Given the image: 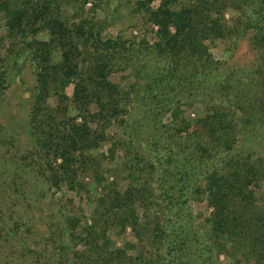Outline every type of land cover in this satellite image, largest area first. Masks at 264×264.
I'll list each match as a JSON object with an SVG mask.
<instances>
[{
	"label": "trees",
	"instance_id": "obj_1",
	"mask_svg": "<svg viewBox=\"0 0 264 264\" xmlns=\"http://www.w3.org/2000/svg\"><path fill=\"white\" fill-rule=\"evenodd\" d=\"M152 1L140 2L139 8L157 28L156 42L151 46L144 41L138 50L121 38L105 39L91 19L70 23L63 11L66 0H0V19L5 21L9 39L19 40L35 65L37 84L29 116L35 150L31 154L41 159L39 169L42 175L49 174L55 187L68 183L75 189L79 174L91 171L95 163L92 152L105 140L104 131L92 125L109 126L124 112L122 104L130 94L142 90L139 77L143 70L137 66L139 54L146 51L157 62L166 63L163 72L157 66L155 71H146V91L155 99L154 91L161 92L158 108L176 104L169 109L176 148H193L202 163L220 151L229 154L225 166L215 167L206 177L203 194L214 210L207 234L219 241L220 253L237 261L242 257L245 262L264 264V196L257 197L264 182V158L255 159L253 153L244 155L236 148L240 134L248 139L257 133L264 136V0H258L256 17L244 25L255 30L252 41L262 63L242 70V76L238 72L225 76L224 65L214 60L205 43L229 33L223 24L226 10L230 6L241 9L243 4L238 0H194L179 9L175 8L178 0H160L154 9ZM58 52L60 59L56 60ZM131 61L137 79L122 89L110 77L122 63ZM71 84L74 92L69 97L66 91ZM200 95L207 97L212 114L196 120L185 118L183 106L195 103ZM224 96L228 101L232 97L230 105L224 104ZM110 155L113 157V150ZM138 157L126 166L132 184L122 192L112 183L106 197L99 200L90 226L79 218H66L68 241L56 240L62 253L59 264H199L194 252H189V243L194 240L184 227L176 225V218H168L171 220L165 225L156 219L151 227L147 217L143 220L140 216L137 206L148 207L152 192L146 186L132 185L141 179L142 164H152ZM184 169L181 177L188 178V169ZM95 178L101 185L103 179L97 174ZM165 193L171 201L172 196ZM110 226L120 231L131 229L136 242L118 248L109 236ZM150 237L157 255L148 254L143 246ZM164 242L168 258L160 252ZM131 251L136 255H129ZM68 252L72 257H67Z\"/></svg>",
	"mask_w": 264,
	"mask_h": 264
},
{
	"label": "rangeland",
	"instance_id": "obj_2",
	"mask_svg": "<svg viewBox=\"0 0 264 264\" xmlns=\"http://www.w3.org/2000/svg\"><path fill=\"white\" fill-rule=\"evenodd\" d=\"M84 1L66 0L63 11L70 23L79 24L84 19H91L105 39L121 38L127 46L134 45L138 50L144 41L154 46L157 28L139 8V3L146 0H87L86 4ZM238 1L243 4L242 8L228 7L223 20L229 33L224 38L205 43L214 60L224 65L225 76L237 72L242 76V70H252L262 63L259 49L252 41L255 30L244 26L250 17H256L254 10L260 1L248 0L247 4ZM193 2L178 0L175 8L180 9ZM159 4L160 0H153L150 7L155 9ZM41 37L48 39L46 34ZM23 48L19 40L9 39L5 21L0 19V264H59L62 253L56 240L68 241L66 218H79L82 224L86 222L90 226L99 200L106 197L112 183L115 182L122 192L132 184L126 166L139 155L152 164H142L144 170L140 171L141 179L132 185L146 186L152 192L148 207L142 204L137 206L143 220L147 217L152 227L156 219L165 225L171 220L168 218H176V225L184 227L194 240L189 243V252H194L193 257L198 259L199 264L256 263L245 262L242 257L238 258V262L228 253H220L219 241L212 240L207 234L208 221L214 210L207 195L203 194L206 177L215 167L221 169L225 166L229 154L220 151V154L202 163L197 159L199 152L193 148L180 151L176 148L170 111L176 104L170 103L166 109L158 108L161 92L158 89L154 91L155 99L146 91L149 82L145 77L146 71L150 68L155 71L157 66L163 72L166 63L157 62L146 51L139 54L141 61L137 67L143 70L142 77H139L142 90L130 94L129 100L122 104L124 112L113 119L109 126L92 125L94 129L104 131L105 140L92 152L95 163L91 171L79 174L75 189L68 183H62L57 188L49 181V174L42 175L39 169L41 159L31 154L35 150V141L30 131L29 116L37 78L31 55ZM55 58L60 59L59 52ZM124 64L117 67L110 77L122 89L129 88L137 79L135 63ZM66 92L72 97L74 85L71 84ZM205 98L200 95L195 103L183 106L184 117L196 120L212 114L209 101ZM221 99L225 100V105H230L232 97L229 101L225 96ZM50 103L54 106L55 100L51 99ZM242 135H239L241 138L236 148L244 155L253 153L255 159L264 158V136L257 133L248 139ZM112 150L113 157L110 155ZM184 168L188 169V178L181 177ZM95 173L103 179L101 185L97 183ZM145 179L149 182L144 183ZM166 191L172 196L171 201L165 197ZM263 196L264 182L257 190L259 200ZM109 236L118 248H123L127 242H136L131 229L120 231L110 226ZM195 236H198L197 240ZM143 246L148 254L152 252L157 255L151 237L145 239ZM82 248L81 245L78 247L79 250ZM160 252L164 257H169L167 242H164ZM128 254L136 255L133 251ZM66 255L69 258L73 253Z\"/></svg>",
	"mask_w": 264,
	"mask_h": 264
}]
</instances>
